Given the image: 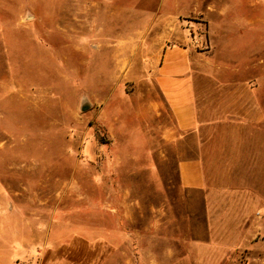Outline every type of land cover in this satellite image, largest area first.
Returning <instances> with one entry per match:
<instances>
[{
    "label": "rangeland",
    "instance_id": "obj_1",
    "mask_svg": "<svg viewBox=\"0 0 264 264\" xmlns=\"http://www.w3.org/2000/svg\"><path fill=\"white\" fill-rule=\"evenodd\" d=\"M260 1V37L221 34L211 60L222 65L221 79L259 88L264 108ZM183 6L168 0L164 10L190 5ZM160 7V0H0V264H38V251L110 264L109 244L95 236L117 238L115 264H264V249H203L205 197L181 188L184 141L164 134L173 119L151 60L169 29L159 24ZM233 7L231 17L241 10ZM256 175L264 193V159ZM232 183L235 191L244 184Z\"/></svg>",
    "mask_w": 264,
    "mask_h": 264
},
{
    "label": "crops",
    "instance_id": "obj_2",
    "mask_svg": "<svg viewBox=\"0 0 264 264\" xmlns=\"http://www.w3.org/2000/svg\"><path fill=\"white\" fill-rule=\"evenodd\" d=\"M167 1L160 0L159 24L169 29L151 60L161 101L173 119V125L164 131L165 137L179 144L184 141L183 157L178 163L179 184L187 194L205 197L208 240L203 249L225 255L239 250L260 251L264 249V193L256 175L264 159L260 89L246 85V79L226 81L216 76L222 65L211 58L220 48L221 34L260 37L256 29L260 19L255 13L261 1L173 0L183 7L190 6L181 12L166 13ZM230 3L244 11L231 17ZM214 15L220 19V31ZM259 65L252 62L253 68ZM210 90L217 95L210 97ZM236 178L244 182L237 191L232 183ZM94 239L109 244L110 264H115L117 238ZM48 243L53 244V239ZM37 254L41 256L38 264H81L55 251Z\"/></svg>",
    "mask_w": 264,
    "mask_h": 264
},
{
    "label": "water",
    "instance_id": "obj_3",
    "mask_svg": "<svg viewBox=\"0 0 264 264\" xmlns=\"http://www.w3.org/2000/svg\"><path fill=\"white\" fill-rule=\"evenodd\" d=\"M87 109H89V104L87 102L86 103H83L82 110L83 111H86Z\"/></svg>",
    "mask_w": 264,
    "mask_h": 264
}]
</instances>
